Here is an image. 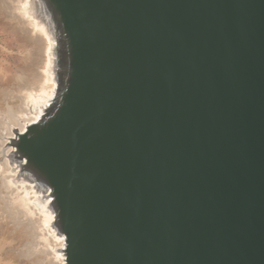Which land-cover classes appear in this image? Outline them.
<instances>
[{
	"label": "water",
	"instance_id": "1",
	"mask_svg": "<svg viewBox=\"0 0 264 264\" xmlns=\"http://www.w3.org/2000/svg\"><path fill=\"white\" fill-rule=\"evenodd\" d=\"M42 1L68 64L13 145L67 263L264 264V0Z\"/></svg>",
	"mask_w": 264,
	"mask_h": 264
},
{
	"label": "bare ground",
	"instance_id": "2",
	"mask_svg": "<svg viewBox=\"0 0 264 264\" xmlns=\"http://www.w3.org/2000/svg\"><path fill=\"white\" fill-rule=\"evenodd\" d=\"M11 21L32 42L31 72L22 76L11 97L19 104L0 111V199L2 209L27 231L24 256L39 264H68L67 237L59 231L51 188L40 186L18 159L13 139L45 119L62 85V62L68 40L42 0H2ZM65 47V49H64ZM68 61L65 59V65Z\"/></svg>",
	"mask_w": 264,
	"mask_h": 264
},
{
	"label": "rangeland",
	"instance_id": "3",
	"mask_svg": "<svg viewBox=\"0 0 264 264\" xmlns=\"http://www.w3.org/2000/svg\"><path fill=\"white\" fill-rule=\"evenodd\" d=\"M3 2L0 0V111L19 104L20 99L12 98L11 91L22 76L29 75L33 58L32 42L11 21ZM10 217L0 204V264H37L23 254L28 232Z\"/></svg>",
	"mask_w": 264,
	"mask_h": 264
}]
</instances>
